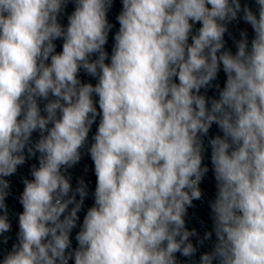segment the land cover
<instances>
[{"label": "clouds", "instance_id": "9594fccd", "mask_svg": "<svg viewBox=\"0 0 264 264\" xmlns=\"http://www.w3.org/2000/svg\"><path fill=\"white\" fill-rule=\"evenodd\" d=\"M69 3L65 27L58 18ZM255 4L257 12L241 0H122L109 56L113 0H0V236L11 229L5 177L38 154L23 180L18 243L0 264L191 259L197 232L185 216L202 197L213 124L223 134L208 141L213 229L199 243L213 232L216 240L199 264H264V0ZM238 18L254 36L241 32L233 54L224 36ZM81 70L97 83H82ZM221 70L222 88L213 83ZM212 88L218 98L201 94ZM97 117L87 149L94 204L73 248L88 191L65 173L81 160Z\"/></svg>", "mask_w": 264, "mask_h": 264}]
</instances>
